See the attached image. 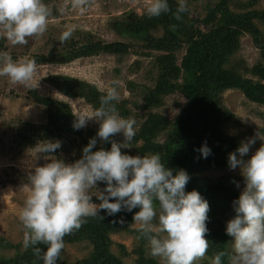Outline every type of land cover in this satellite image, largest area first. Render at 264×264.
Listing matches in <instances>:
<instances>
[{"label": "trees", "instance_id": "obj_1", "mask_svg": "<svg viewBox=\"0 0 264 264\" xmlns=\"http://www.w3.org/2000/svg\"><path fill=\"white\" fill-rule=\"evenodd\" d=\"M50 0H42L44 4ZM261 0H246L238 4L240 11L231 9V0H218L209 7L206 16L191 18L188 4L187 12L181 20L173 16L177 0H168L170 11L160 16L150 17L147 12L139 15L135 11L126 13L121 19H114L112 30L124 39L142 43L137 56L154 58L148 79L152 86L138 84L129 80L127 89L142 99V109L146 111L139 128L128 148L121 149L122 154L144 156L159 153L165 167L173 170H185L190 179L185 191H198L207 200L209 211L205 239L209 242L206 256L211 259L217 253L229 252L232 237L226 234L227 222L234 215L233 201L240 193L236 184L243 177L225 175L216 181L202 182L197 177L203 171H221L229 169L228 156L239 146L238 138L226 135L223 124L235 121V115L223 105V95L229 90H239L249 101L264 107V10L255 9ZM52 18L58 17L57 11H48ZM262 28V29H261ZM162 30L161 36L155 33ZM68 39L51 40L54 44L48 54L35 55L32 60L37 64L66 65L75 60L92 58L101 54L126 55L134 48L132 42H103L90 33H76ZM250 36L254 47L259 51V60L251 67L234 57L241 48V38ZM5 38H0V48H5ZM58 44V46L56 45ZM57 47H56V46ZM183 51L185 53L179 57ZM140 69V62H136ZM179 69L178 79H171L168 72ZM137 69V70H138ZM241 70L243 72H241ZM46 81L62 96L83 100L95 111L100 107V97L106 92L95 84L69 75H51ZM34 104L44 110L46 121L35 125L20 120L14 137L15 147L21 152L26 147H34L56 139H68L75 156L68 155L66 163H73L82 156V149L89 140L96 137L97 131L73 128L76 116L69 103L45 96L36 90L28 91ZM180 94L184 104L177 103L181 112L173 119L162 113L154 112L161 108L166 98ZM120 117L129 119L132 114L130 105L138 107L135 101L118 100L113 102ZM165 137L162 141L161 138ZM112 140L123 142L115 134ZM206 143L211 154L203 158L198 149ZM111 144L97 138L93 151L100 148L110 149ZM58 152V149L55 151ZM93 195L92 201H95ZM132 212L121 211L108 216L101 210L96 217H87L86 223L78 230L63 237L64 244L87 243L93 250L86 259L67 262L62 259V251L57 264H125L124 258L136 255V264H160L146 255L147 237L142 229H132ZM126 232L137 239V245L129 252L119 245L120 254L112 252L114 244L111 236ZM34 247L46 250V245L24 247L12 244L0 238L1 249H15L12 256L0 254V264H42L34 252ZM226 264V257L222 258Z\"/></svg>", "mask_w": 264, "mask_h": 264}, {"label": "clouds", "instance_id": "obj_2", "mask_svg": "<svg viewBox=\"0 0 264 264\" xmlns=\"http://www.w3.org/2000/svg\"><path fill=\"white\" fill-rule=\"evenodd\" d=\"M185 0H177L173 16L182 19L187 12ZM150 17L170 11L168 0H150L146 8ZM48 9L42 0H0V26L5 38L13 45L27 43V37L46 31ZM70 31L60 39L69 38ZM35 62H13L7 54H0V76H7L13 84L30 87ZM118 82H113L100 97V107L92 115H75L73 128L79 130L88 120L95 119L99 128L96 137L82 149V156L73 163L50 157L44 166L35 167L29 174L30 191L19 214L24 229V247L46 245L41 254L34 252L42 264H57L64 247L63 237L78 230L87 217H96L103 210L108 216L121 211L132 212V219L141 226L147 237L149 255L160 264H196L205 257L209 247V204L201 194L185 191L190 177L183 170L165 167L159 153L132 156L122 154L135 136V120L119 116L114 101L119 100ZM123 134V142L112 140ZM97 138L111 144L110 149L93 151ZM264 141V136L258 134ZM255 138L241 141L229 153L230 170L240 169L245 187L233 201L234 217L227 222L226 234L233 238L230 251H221L211 258V264H264V143L247 160L244 157L255 144ZM60 142H47L41 153H54ZM203 158L211 154L204 143L199 149ZM103 183L100 190L97 185ZM93 190L99 204L93 203Z\"/></svg>", "mask_w": 264, "mask_h": 264}, {"label": "rangeland", "instance_id": "obj_3", "mask_svg": "<svg viewBox=\"0 0 264 264\" xmlns=\"http://www.w3.org/2000/svg\"><path fill=\"white\" fill-rule=\"evenodd\" d=\"M244 1L246 0H231V9L236 12L240 11L238 4ZM185 2L190 7V17L199 19L206 16L208 8L214 7L218 0H185ZM149 3L150 0H50L45 6L50 12L57 11L58 17L49 16L46 31L38 36L27 37L25 44H11L5 38L3 28L0 26V38L6 39L5 48H0V54H7L13 62L32 60L35 55L48 54L54 47L51 40L60 39L65 31H70V36L77 38V32L90 33L103 42H132L134 46L131 52L126 55L101 54L92 58L78 59L66 65L35 63L36 71L30 87L13 84L7 76H0V238L19 245L20 251L24 250L25 229L19 220V214L30 191L29 174L35 167L44 166L50 162V157L61 159L66 163L68 155L75 156V151L68 139L49 141L60 142L61 147L58 148L57 153H41L40 149L43 148L41 144L26 147L21 152L15 147L14 137L20 120L35 125L43 124L46 121L44 110L34 104L28 91L36 90L42 95L69 103L75 115L83 113L90 116L94 110L89 104L83 100L62 96L46 81V78L58 74L69 75L95 84L103 92H107L109 87H113L114 81L118 82L115 86L119 100L135 101L138 105V107L130 105L132 109L130 118L135 120L134 129L137 130L146 111L142 109L143 102L138 94L133 95L127 89V82L131 80L138 84L152 86V82L147 77L154 58L137 56L135 52L140 51L142 43L120 37L112 30L110 24L114 19H121L131 11H135L139 15L146 13ZM255 9L264 10V0H261ZM161 34L162 30L156 32L155 36L159 37ZM56 45L58 46V44ZM184 53L185 51L179 54V57L181 58ZM234 59L246 63L247 67L258 62L259 51L254 47L250 36L246 35L241 38V48ZM138 61L140 69L136 66ZM179 72V69L175 68L170 70L168 75L175 80L178 79ZM241 72L243 71L241 70ZM185 102L186 99L182 95L175 94L166 98L164 105L154 112L162 113L173 120L181 112V107H177V103L184 104ZM223 105L236 117L235 121L223 124L225 134L238 138L240 142L246 141L248 138L256 140L249 153L244 157L247 160L264 143L258 138L260 133L264 136V107L249 101L239 90L225 92ZM83 128L84 130L98 131L99 124L95 119H90ZM117 135L123 141V134L118 133ZM164 138L162 137L161 141ZM225 175L242 177L239 168L221 171L207 170L198 173L197 177L204 183L216 181ZM97 187L103 190L105 185L98 183ZM244 187V181L236 184V189L240 194ZM92 194L95 197V190ZM95 201L97 204L100 203L97 199ZM131 228L137 230L141 229V226L133 223ZM111 239L114 242L112 252L117 255L120 254L119 245H124L129 252H132L138 243L135 236L126 232L114 234ZM92 250V246L87 243L64 244L61 256L64 261L76 262L88 258ZM14 253V248L0 250V254L5 256H12ZM146 255L153 258L149 255L148 243ZM136 259V255L130 254L124 258V262L125 264H136ZM154 259L159 261L158 258ZM196 264H211V259L205 255Z\"/></svg>", "mask_w": 264, "mask_h": 264}]
</instances>
